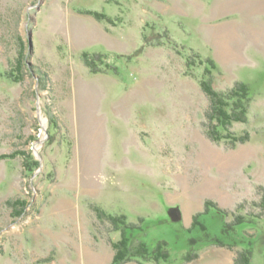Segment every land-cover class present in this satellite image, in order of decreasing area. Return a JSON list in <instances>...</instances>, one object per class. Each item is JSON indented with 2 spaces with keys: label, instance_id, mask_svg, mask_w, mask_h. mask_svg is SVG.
<instances>
[{
  "label": "rangeland",
  "instance_id": "374dc122",
  "mask_svg": "<svg viewBox=\"0 0 264 264\" xmlns=\"http://www.w3.org/2000/svg\"><path fill=\"white\" fill-rule=\"evenodd\" d=\"M144 33L166 44L135 56ZM263 37L264 0H0V264H110L121 230L100 211L125 214L135 243L166 242L173 258L193 247L195 264H235L252 241L264 264ZM85 51L108 54L100 72ZM206 69L219 92L249 85L248 120L230 127L248 141L208 136ZM207 200L226 211L202 216L225 241L224 222L259 218L232 231L245 242L191 240Z\"/></svg>",
  "mask_w": 264,
  "mask_h": 264
},
{
  "label": "trees",
  "instance_id": "16d2710c",
  "mask_svg": "<svg viewBox=\"0 0 264 264\" xmlns=\"http://www.w3.org/2000/svg\"><path fill=\"white\" fill-rule=\"evenodd\" d=\"M86 13L94 15L101 21L103 20L109 22L112 20L110 16L101 12L87 10ZM155 37L157 36L152 37V35L144 33L141 46L134 52V55H141L148 46H164L166 44V42L159 40L158 37ZM178 52L180 53V51ZM105 56H108V54H104L102 57L105 58ZM102 57L101 55L98 56L97 54L90 53L89 51H85L82 54L84 64L93 73L101 71V68L98 67V64L103 61ZM190 60V58L187 59L186 67L188 69L185 74L195 77L194 73L190 72L189 70L193 65V62ZM19 64L22 66L21 63ZM209 64L213 69L217 68L216 63L213 60H209ZM113 69H115V66H113ZM4 75L7 77V79L9 78L14 81H19L16 79L17 76L20 75L19 66L13 69V71L8 72L7 70ZM204 75H207L208 78H199V84L202 90L209 96V101H211L210 108L206 114L207 119L211 124L207 131L208 136L212 139V141L215 142L229 140L232 142V144H236L248 141L250 139V134L248 132L237 136L230 133V127H232L234 122L245 123L248 120V109L252 100L249 85L246 82L241 81L230 90L226 92H219L213 86L212 71L206 69ZM52 123L54 125L56 124L54 121H52ZM3 156L7 157V155ZM32 165L33 164H30L31 167H33ZM261 204L264 208V195L262 197ZM11 206H13L14 213L20 215L21 212H23L26 208V201L16 200L11 203ZM205 207L206 208L203 212H200L194 216L191 225V229L196 227H199L200 229L199 236L192 238L191 240L193 242H196L199 239L205 240V245L201 246V248L209 245H217L220 247L228 246L230 248L234 246H240L241 243L245 241L242 238L240 239L235 235H231L232 231H236V225L240 224V222H249L251 225H253L250 228L255 229L256 222H259V218H246V216L243 215H237L232 222H224L221 231L229 238L228 241H225L219 235L210 234L207 225L202 220V216L210 213L211 211L224 214H226V211L219 208L216 203L210 200L206 201ZM100 214L108 217L112 225H114V230H121L120 240L112 243L115 254L110 264H126L127 262L132 261V259L137 260L142 264H185V262H191L199 257V253L197 252L199 249L192 247V249L181 258H173L166 242H159L156 248L151 250L145 242L140 241L135 243V241H133L134 238L131 237L128 232V229L133 227V225L128 222V218L125 214L107 215L104 211H100ZM251 244L252 241H249L246 242L244 246H241L242 250L238 252L235 259V264H252L253 248L250 246Z\"/></svg>",
  "mask_w": 264,
  "mask_h": 264
},
{
  "label": "crops",
  "instance_id": "0c3cea01",
  "mask_svg": "<svg viewBox=\"0 0 264 264\" xmlns=\"http://www.w3.org/2000/svg\"><path fill=\"white\" fill-rule=\"evenodd\" d=\"M97 28L99 29V26H97ZM98 36H99V38L100 39H102L101 41H103V40H105V36H106V40H107V35L106 34H103V32H98ZM264 38V37H263ZM97 40V39H96ZM101 41H99V39H98V41H97V43L98 42H101ZM92 43H95V40L92 42ZM96 43V44H97ZM102 43V42H101ZM263 51H264V41H263V49H262ZM195 261H193L192 263H187V264H195L194 263ZM127 264V263H126ZM138 264H142L141 262H139ZM198 264V263H197Z\"/></svg>",
  "mask_w": 264,
  "mask_h": 264
},
{
  "label": "built area",
  "instance_id": "2783aa9c",
  "mask_svg": "<svg viewBox=\"0 0 264 264\" xmlns=\"http://www.w3.org/2000/svg\"><path fill=\"white\" fill-rule=\"evenodd\" d=\"M45 130H46V127L44 124H42V126L40 127L39 132H38V138L34 142L35 145H37L39 143V140H42V136L45 134ZM34 148H35V146H34Z\"/></svg>",
  "mask_w": 264,
  "mask_h": 264
}]
</instances>
